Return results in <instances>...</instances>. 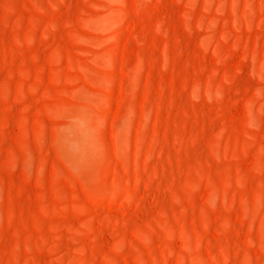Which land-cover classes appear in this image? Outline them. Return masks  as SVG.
Wrapping results in <instances>:
<instances>
[{
	"label": "rangeland",
	"instance_id": "rangeland-1",
	"mask_svg": "<svg viewBox=\"0 0 264 264\" xmlns=\"http://www.w3.org/2000/svg\"><path fill=\"white\" fill-rule=\"evenodd\" d=\"M0 264H264V0H0Z\"/></svg>",
	"mask_w": 264,
	"mask_h": 264
}]
</instances>
